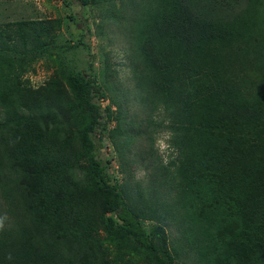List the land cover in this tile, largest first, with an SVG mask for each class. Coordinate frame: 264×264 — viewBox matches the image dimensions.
<instances>
[{"label": "trees", "instance_id": "obj_1", "mask_svg": "<svg viewBox=\"0 0 264 264\" xmlns=\"http://www.w3.org/2000/svg\"><path fill=\"white\" fill-rule=\"evenodd\" d=\"M78 1L100 36L125 34L147 119L109 52L102 79L71 60L95 56L75 13L1 20L0 264H264V0ZM143 138L132 162L173 196L111 171Z\"/></svg>", "mask_w": 264, "mask_h": 264}, {"label": "rangeland", "instance_id": "obj_2", "mask_svg": "<svg viewBox=\"0 0 264 264\" xmlns=\"http://www.w3.org/2000/svg\"><path fill=\"white\" fill-rule=\"evenodd\" d=\"M68 5L65 4L64 0H15L9 3L0 5V22L2 21H14L19 19H29V18H46L55 20L56 18H67L68 14L75 13L78 16L79 23H83L88 28L89 31L84 38L85 42L92 45L93 58H90L88 52L84 49L73 50L70 53L71 60L76 64H79L82 68L87 67L89 62L92 61L94 64V72L97 73L100 78L102 79V71L104 69V52L110 53L111 61L114 65L119 66V72L121 78L124 80L125 85L129 87V93L127 94V98L130 102V106L135 105L132 109L134 111H142L141 113V120L147 119V111L144 110L142 107L141 102L139 103L138 100H135L136 95L141 92V88L136 85L132 80H130L132 67L130 65L129 57L127 56L126 45L127 39L125 34H122L120 30L114 29V32L110 34L109 37L107 36H100L98 32L95 22L98 21V16L91 15L90 17L87 14H84V9L82 5L79 3L78 0H66ZM71 11V12H69ZM93 12V11H92ZM96 14V12H94ZM4 15V16H3ZM88 18V21L86 20ZM62 37H69V33L73 31V33L78 34L80 31L82 32V28L80 25L74 21L73 19L68 22L64 27L61 29ZM36 70L30 71L26 76L29 77L34 87L40 86L42 83L45 82L46 78L52 72V67L49 68L44 61H39L35 64ZM133 100V102L131 101ZM108 100H104V106L107 105ZM166 118V121H170L169 118L166 117V113L163 110H160V113L157 111L155 114V120L161 122L163 119ZM143 123H146L143 121ZM141 130L145 129V125L143 124L140 128ZM170 132L164 130V128L159 129L156 133V144L155 148L158 149L159 154L164 156V158L168 157L172 150L168 148V138L170 136ZM109 146V144H107ZM150 146L149 140L147 138H143L137 145L132 146V151L129 153H123L126 158L132 163L129 165L126 161V158L116 157L112 164H111V171L115 172L118 176L120 183L125 182L124 174L122 170L125 166H131L132 173L134 175L133 179L136 181H140L141 185L144 189L145 194H147V190L150 189L154 193L160 191L162 194L165 189H161L158 186L156 181L152 180L150 174H147V170L142 167L138 163H133L132 160L137 161L139 151L146 150ZM144 147V148H143ZM112 150V148H110ZM113 151V150H112ZM113 153H115L113 151ZM104 155H108V153H103ZM163 195L166 196H173L171 192H165ZM168 203H171L169 199H166ZM170 229L172 230V235L176 236L178 234L175 226L171 225ZM191 249H181V255L189 254L188 252ZM191 257V255H190ZM185 264L183 261H181ZM186 264H196L194 260H188Z\"/></svg>", "mask_w": 264, "mask_h": 264}, {"label": "clouds", "instance_id": "obj_3", "mask_svg": "<svg viewBox=\"0 0 264 264\" xmlns=\"http://www.w3.org/2000/svg\"><path fill=\"white\" fill-rule=\"evenodd\" d=\"M4 227V218H0V229Z\"/></svg>", "mask_w": 264, "mask_h": 264}]
</instances>
